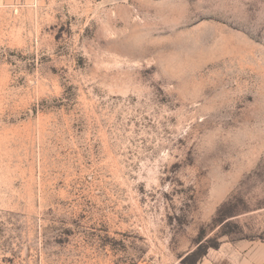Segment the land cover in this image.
Here are the masks:
<instances>
[{
  "label": "rangeland",
  "instance_id": "obj_1",
  "mask_svg": "<svg viewBox=\"0 0 264 264\" xmlns=\"http://www.w3.org/2000/svg\"><path fill=\"white\" fill-rule=\"evenodd\" d=\"M256 242L264 0H0V264Z\"/></svg>",
  "mask_w": 264,
  "mask_h": 264
},
{
  "label": "crops",
  "instance_id": "obj_2",
  "mask_svg": "<svg viewBox=\"0 0 264 264\" xmlns=\"http://www.w3.org/2000/svg\"><path fill=\"white\" fill-rule=\"evenodd\" d=\"M227 264H264V242H256L244 251L231 254ZM198 264H218L208 257H203Z\"/></svg>",
  "mask_w": 264,
  "mask_h": 264
}]
</instances>
